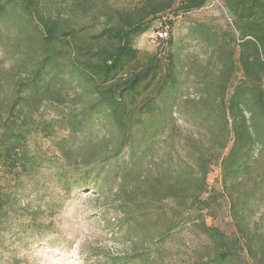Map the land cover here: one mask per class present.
<instances>
[{"label": "trees", "instance_id": "1", "mask_svg": "<svg viewBox=\"0 0 264 264\" xmlns=\"http://www.w3.org/2000/svg\"><path fill=\"white\" fill-rule=\"evenodd\" d=\"M221 2L238 37L201 23L189 27L206 55L193 76L202 100L187 114L197 137L176 145L169 138L181 108L172 37L162 42L163 56L143 61L135 43L160 16L185 15L209 0H127L124 7L71 0L55 16L42 0H0V47L11 59L7 70L0 67V248L49 226L40 213L59 203L16 207L28 189L34 199L44 196L35 183L43 169L65 197L79 189L121 199L126 235L155 242L143 228L151 222L162 241L178 215L204 205L218 148L227 150L221 189L236 239L203 224L214 251L197 264H249L243 253L264 264V218L254 219L264 202V0ZM34 136L52 140L54 151L31 143ZM167 200L174 202L170 218L161 206Z\"/></svg>", "mask_w": 264, "mask_h": 264}, {"label": "rangeland", "instance_id": "2", "mask_svg": "<svg viewBox=\"0 0 264 264\" xmlns=\"http://www.w3.org/2000/svg\"><path fill=\"white\" fill-rule=\"evenodd\" d=\"M70 1L42 0V3L45 13L55 16L57 13H64ZM106 1L117 7L127 5V0ZM219 2L222 5L221 0ZM169 20L172 26L168 37H172L173 41L170 51L179 72L175 101L177 105H181L180 113L177 112L175 116L178 120L175 128L169 132V138L172 137L178 145L190 136L197 137L195 129L187 119V114L192 110L190 105H201L202 96L193 82V76L194 69L200 63L203 64L206 58L202 44L187 35L189 27L199 23L205 24L214 27L219 33L233 35L235 39L238 37V32L232 21L226 19L225 13L218 6L210 5V2L205 7L185 15L164 14L152 23L148 32L136 40L135 46L141 61L147 55L156 52L163 56L165 48L162 46L163 43L155 39V33ZM0 61H2L0 67L5 70L11 66L10 57L3 53L1 47ZM230 92L231 90L226 94V100L229 99ZM61 135L63 133H59L57 137ZM31 143L39 145L43 151H54L50 139L34 136ZM211 154L210 159L215 158V160H212L209 167L206 189L199 200L204 205H199L198 208L191 207L178 215L176 225L166 235H162L164 237L162 241H160L161 237H158L160 230L156 229L153 232V224L147 222L143 228L147 236L155 240L151 244L147 241L140 244L136 241V237L131 238L126 235L125 218L122 213L117 212L121 199H115L109 195L110 193L108 199H98L96 193L79 189L72 190L65 197L61 186L50 176V171L43 169L35 178V183L43 185L45 197L34 199V191L29 194L28 189L25 194L17 195L16 207H25L24 205L30 203L32 208L48 199L59 204L52 213H48L47 210L40 213L39 221L49 226L39 236L7 238L4 241V245L0 248V264H122L118 263V260L134 253L139 254L132 262L125 264H197L205 258V252L214 251L211 238L202 231L203 224L206 227L218 228L231 241L236 239L228 211V199L221 189L220 163L227 150L221 152V149L216 148ZM173 205L174 202L171 200L161 204L164 210L167 209L166 215L168 214L169 218L171 217L169 209H172ZM261 218H264V202L254 219ZM242 257L249 264H253L245 253Z\"/></svg>", "mask_w": 264, "mask_h": 264}, {"label": "built area", "instance_id": "3", "mask_svg": "<svg viewBox=\"0 0 264 264\" xmlns=\"http://www.w3.org/2000/svg\"><path fill=\"white\" fill-rule=\"evenodd\" d=\"M209 2H210V5L218 6L225 13L226 19L231 22L227 12L225 11L223 5L220 4L219 0H209ZM169 30H170L169 25H167V24L161 25L160 28L155 33V39L161 43L166 41L168 39V36H169Z\"/></svg>", "mask_w": 264, "mask_h": 264}]
</instances>
